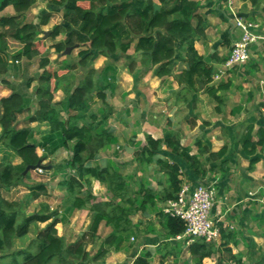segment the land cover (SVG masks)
<instances>
[{"label":"trees","instance_id":"trees-1","mask_svg":"<svg viewBox=\"0 0 264 264\" xmlns=\"http://www.w3.org/2000/svg\"><path fill=\"white\" fill-rule=\"evenodd\" d=\"M36 3L37 0H0L2 82H8L5 76L16 74L19 68L15 62L41 55L37 46L38 36L43 33L41 27L48 25L53 15L63 11L62 21L51 29L53 40L66 33L64 40L54 42L56 52L85 45L87 48L80 52L84 56L81 63H85L90 56L99 55L116 61L133 48L141 56L142 66L160 78L172 75L175 63L184 53L182 58L186 68L176 76V80L186 91L193 93L206 88L220 100L217 91L227 87V84L209 86L213 81L214 67L195 46L198 39L206 36L208 24L194 0H50V10L42 11L38 24L27 19L28 12ZM80 3H88L89 6L85 8ZM10 6L14 13H4ZM9 39L21 44V49L10 56ZM47 64L48 59L43 58L40 65L45 68ZM130 71L135 74V67L131 66ZM53 79H56L54 86ZM116 80L117 69L113 64H108L101 72L91 69L76 85L69 78V84L63 87L64 98L57 101L55 93L63 81L57 72L45 69L35 88L37 109L26 120L27 123L48 124L49 131L41 140L36 138L30 126H18L19 115L30 110L27 95L12 90L10 95L0 99V142L4 152L0 159V264H87L91 261L82 242L68 243L59 234L57 224L65 221L64 213L61 216L46 204H41L37 211L26 212L32 201L48 194L47 182L40 180L28 184L27 181L32 180L33 171L47 172L43 162L61 147L69 149L72 155L53 164L52 175L61 173L59 184L66 189V211L90 205L94 211L90 228L93 237L102 224L112 228L94 259L106 254L105 245L120 249L123 240L133 232L130 215L135 211L144 212L147 206H155L158 201L167 203L175 200L183 185L182 176L194 177L197 185L199 181L205 182L209 171L215 172L218 167L225 171V161L221 165L218 161L225 158L226 146L217 152L204 146L199 148L198 154H193L191 147L182 145L180 136L173 131H166L162 138L147 134L146 143L134 154L143 162L154 163L162 172L161 188L139 184L136 193L141 201L132 197L126 178L114 163L95 164L100 150L107 147L114 137L111 128H102L108 120V113H103L99 119L98 114L90 113L91 104L95 95L106 104V91L113 90ZM33 81L35 79H28L27 85L30 87ZM253 132L251 125L239 140L245 154L251 157V166L260 161L259 152L264 150V128L257 130V139H254ZM39 148L43 150L42 154H39ZM205 153L213 162L209 168L201 160ZM17 157L20 161L16 163ZM38 163L43 167L32 169ZM27 167L30 169L25 173ZM94 180L106 186L107 201L92 202ZM20 185H27L28 193L23 200H11L3 195V190ZM160 213L169 235L176 237L185 231L180 217L163 211ZM216 222L222 237L224 228ZM41 223L46 225L38 228L28 245L16 247L17 238L29 235L32 226ZM215 247L216 242L200 238L190 244L192 256L199 260V264L214 253ZM228 250L230 259L241 264V259L231 249ZM133 264H151V261L148 256H137Z\"/></svg>","mask_w":264,"mask_h":264},{"label":"crops","instance_id":"crops-1","mask_svg":"<svg viewBox=\"0 0 264 264\" xmlns=\"http://www.w3.org/2000/svg\"><path fill=\"white\" fill-rule=\"evenodd\" d=\"M194 1L199 4V11L205 14L208 24L206 36L198 39L195 46L199 54L214 67L213 81L209 86L217 87L219 85L214 79V75L218 72L217 75L220 77L225 75L227 71H233L236 67L239 68L238 73L234 76L231 75L232 77L226 81L228 83L225 89L217 91L216 95L220 98L218 101L221 102H219L220 106L218 104L213 112L209 109V103L213 102L214 97L206 88L192 93L186 91L177 81L176 83L173 82V79L176 80V76L186 68V63L182 58L183 53V56L175 63L172 75L168 76V78L172 77V83L170 82L167 87H164L168 92L162 95L165 96L162 99L169 103L170 108L169 110L166 108L165 111L169 117L168 121H172L173 125L178 123L182 111L185 122L189 121L191 115L194 114V117L191 118L193 119L192 122L195 123L197 120L198 123H195L194 127L184 126L183 129H177L174 126L163 127L164 115L158 116L156 113L152 118L146 117L144 119L145 125L154 124L153 129L148 130L146 127L144 129L147 134L153 136L157 134L159 138H162L166 131H173L182 136L184 134L196 136L198 150L195 152L193 146L183 144L181 141L182 145L192 147L193 154H198L199 148L204 146L215 152L224 146L227 147L225 158L218 161L219 165L225 161V171H220L219 167L215 172L209 171L204 182L214 187L213 217L222 224L225 232L221 240L216 242L214 253L205 257L200 264H216L218 262L236 264L235 260L230 259L228 249H231L238 259H241V264H264V150L259 152L260 161L251 166V157L245 154L239 141L249 126L252 125L254 128V139H257V130L260 127L264 128V0H232L231 6L228 0ZM13 11L11 6L5 10L6 14H13ZM235 14L257 24L258 27L254 32L258 37L251 44L250 58L245 64L236 65L233 70L221 73L225 60L230 56L233 44L240 39L243 33L235 22ZM45 30L43 29V31ZM240 71L243 72L240 73ZM126 74L125 71L124 73L121 71L118 78L122 85ZM133 75L135 83L146 87L148 84L159 85L161 81L166 82L165 80L168 79L163 77L161 80L153 75L152 70H148L142 65L135 68ZM10 77L12 78V75ZM150 77L151 80H148ZM234 77L243 80H237V78L233 80ZM63 86L64 84L61 83L56 91V93L62 94V96L55 95L57 101L64 98ZM152 91L155 97L154 91L156 89H152ZM8 95L10 94L6 93L0 99ZM142 104L144 105L143 102ZM158 105L154 104L148 111H156ZM35 125H39L41 130L38 131ZM29 126L35 133L40 132L41 136L49 131L47 123L34 122ZM158 126L160 132H158ZM114 128L117 130L116 127ZM121 130L123 128L117 130L112 142L100 150L95 164L103 165L111 161L115 164L116 169L123 167V176L131 188V196L139 200L140 195L136 193L139 184L160 189L163 175L157 167L155 168L154 163L141 162L138 160V156L134 154L135 151L140 150L139 146L145 144V139H140L139 134H137V138H134L135 132H132V135L123 136ZM126 147L132 148V151L127 152ZM63 151L68 154L66 158L72 155L69 149L62 148L52 158L58 157ZM201 160L205 162L208 168L212 166L213 162H210L207 153L201 156ZM133 166L134 168H131ZM51 167L49 168L52 169ZM58 173L56 172L55 175ZM182 177L183 184H189L191 189L195 186L194 177L187 178L185 175ZM57 184L59 186H55L54 191L65 196L66 189L62 188L59 183ZM103 187L99 181H93L95 195L101 189L104 190L105 187ZM100 193L105 197L104 192ZM98 198L100 199L99 202L105 201L102 200L103 197H97V200ZM164 205L165 203L158 201L155 206H147L144 212L140 210L131 214L133 232L129 233L123 240L120 249L108 250L104 256L88 264H133L137 256H148L151 264H199V260L192 256L190 250V244L193 240L187 237H174L167 233L162 224L163 217L160 213L163 211ZM50 207L51 210L56 209V207ZM93 214L89 207L77 210L74 218H77L78 222H74V225L79 226V223L84 221L86 216L92 218ZM99 236L97 234L92 237L94 241L90 240L85 245L83 244L84 249L86 246L87 250L91 247L100 249L104 239Z\"/></svg>","mask_w":264,"mask_h":264},{"label":"rangeland","instance_id":"rangeland-1","mask_svg":"<svg viewBox=\"0 0 264 264\" xmlns=\"http://www.w3.org/2000/svg\"><path fill=\"white\" fill-rule=\"evenodd\" d=\"M49 4H50V0H37L36 5L33 7V9H31L30 12H28V15H27L28 21H35L38 24L39 17L42 11L46 10L47 8L48 10H50ZM80 4L81 6L85 8L89 6L88 3H80ZM4 13H7V12L4 11ZM52 17L53 18L52 20H50V23L48 25L41 27L42 30L46 29L45 31L50 32L49 35L45 36L44 34L45 31H43V33L40 34L37 39V46L41 51V55L33 58L32 60L23 58L21 61L15 62V65H17L19 69L16 71L15 75H12L13 79L10 77L11 75L5 76V78L8 79V82H2L1 76H0V97L2 95H5L6 93L10 94L12 90H17V91L23 92L29 98L28 107L30 110L28 112H24L23 114L19 115L18 117L19 127L29 126L30 124H32V123H27L26 120L28 118L27 116L31 115L37 109V99H36V94H35V88L39 83L37 81L38 77L45 69H48L49 71H52V72H57L61 80L63 81L62 82V84H64L63 87H65L69 84L68 82L69 78L72 81L71 83L76 85L83 78L86 77L89 70L94 69L97 72H101L108 64H113L114 67L117 69V80L120 76L121 71H123V73L124 71L127 73L126 76L123 78V85L121 82L119 83L120 80L118 81L116 80L113 90L108 89L106 91V95H107L106 104L102 102V99L98 95H95L94 100L91 104L90 113L95 112L96 114H98L99 119L102 118L103 113H108V120L105 123V126H103L102 128H108V127L111 128L113 137L116 134L117 130L119 131L120 128L121 129L123 128V130H121L123 131V136L132 135V132H135L136 135L134 136V138H137V134H139L140 139H145V143H146L147 132H145L144 128L146 127L148 130L153 129L152 126L154 124L151 123V125L150 124L145 125L146 122L144 119H146V117L152 118L153 115L156 113L158 116L164 115L163 118L165 120L162 123L163 127L174 126L177 129H183L184 126L194 127L195 126L194 124L198 123L197 120L195 121V123L194 121L192 122L193 119L191 118L194 117V114L191 115L189 121L185 122L183 111L181 112L180 119L176 125L175 124L173 125L172 121H168L169 117H167V112L165 110L166 108L169 110L170 106L167 100L162 99L165 97L162 95L167 94L168 91L164 89V87H167L170 84V82L172 83V77L168 78L167 76L168 79L165 80L166 82L161 81L159 85H156V84L149 85L148 84L147 87L143 86L142 84H140L139 86L137 83H135V77L133 73L130 71V67L134 66L135 68H137L138 65H142V64H141V56L137 54L133 48L129 50L126 54L121 55L119 59L116 61L113 58H108V57L99 55L96 57L90 56L85 63H81V60H84V56H81L80 54L82 50L87 48V46L85 45L78 46L75 48H70V52L68 54L64 53V51L66 50L65 48H63L61 52H56L55 49L53 48L54 42L64 40L66 38V33L65 32L62 33L56 40H53L51 38V29L56 23L62 21L63 11L56 13ZM8 45H9L8 56L15 54L21 49V44L14 40L9 39ZM43 58L48 59V64L45 68H43L40 65ZM130 63L131 64L134 63V65H130ZM238 69L239 68L235 67L233 70L232 68L233 71H227L225 75L220 76V77H218L217 75L219 72L215 74L214 79L216 80L215 81L216 84H220V83L227 84L228 83L226 82L227 80H229L232 76L237 75ZM242 72L243 71H240V73ZM30 78L35 79V81H33L31 83V86L29 87L27 85V82H28V79ZM236 78L237 77H234L233 80ZM148 80H151V77ZM237 80H243V79L237 78ZM176 81L177 80L173 79L174 83H176ZM55 83H56V79H53L52 86H54ZM152 89H156V91H154L155 97L153 96ZM55 95L62 96V94H58V93H55ZM64 96H65V93H64ZM188 96L190 97V95ZM214 99H213V102L211 101L209 103V109L213 112L215 111V108L218 106L219 102H221V101H218L215 97ZM142 102L144 103V105L142 104ZM154 104H159L157 106L156 111H148V110H151V107ZM147 121L150 122V120H147ZM35 126L38 131L41 130V127L39 125H35ZM114 127H116L117 130H115ZM158 128H159L158 132H160V127L158 126ZM0 131H1V128H0ZM35 136L39 140H41L42 138L40 132H36ZM179 136L182 139L181 141L183 144H189L193 146L194 152L198 150L196 136H192L191 134L189 135L184 134L183 136L180 134ZM153 137L159 138L157 134ZM1 147H3V145H1V142H0V148ZM141 147L142 146H139V148ZM62 148L63 147H61L60 149ZM121 150L123 152V149ZM38 152L42 154L43 150L39 148ZM3 153L4 152L0 149V159L2 158ZM53 156L54 155L50 156L48 160L46 159L43 162L48 169L47 172L41 171V170L33 171L32 180L27 181L28 184H32L33 182L43 180L48 183V186L51 189L48 187L47 195L41 196L39 199L32 201L27 206L26 212H32V211H37L41 209V204L49 205V207L52 206V208L56 207L55 210L59 214H61V216L63 213L66 216V219L64 222H60L57 224V228H58L60 235H62L65 238L66 242H69V243L80 242V244L82 242L85 245L86 243H88V241L93 240L92 239L93 236H91V233H90V228L92 225L94 214L92 218L91 217L88 218L86 216L84 221H81L79 223V226L74 225V222L76 223L78 222V219L74 218V214L77 212L78 209L74 211H70V212L66 211V207L68 206V203L65 200L66 195L64 196L62 193H59V192L56 193L54 191L55 186H59L57 183H59V180L61 178V173L59 172L57 175H52L54 170L49 168L51 166H52L51 168H53V164L60 163L63 160L67 159L66 156H68V154L67 152L63 151L59 154L58 157L52 158ZM19 161L20 159L18 157L15 158L16 163ZM207 163H209V161H207ZM156 167L157 166H155V168ZM131 168H134V166ZM117 170L123 174V167L122 168L117 167ZM60 186L64 188L62 185ZM102 186H104L105 189L104 190L101 189L100 192H104L105 197L100 192H98L97 195L94 194L93 183H92V192L94 196V199L92 200V202H99L100 199L98 198L97 200V197H103L102 200H105V201L108 200L107 188L103 184ZM27 193H28L27 185H20L17 188H14L11 190H3V195L6 198L11 199V200L21 201L26 197ZM88 207L94 213V211L91 209V206L88 205L86 208ZM45 225H46L45 223L38 224V226L33 225L29 235L23 238L16 239V242H15L16 247L20 248V247H25L26 245H28L31 242V240L35 237L38 228L40 229L44 227ZM110 231H112L111 227H106L102 224L97 234L100 235L99 237L101 239H105L108 236ZM220 240H221V237L219 241ZM105 248H107V250L109 251L114 250V247H109L108 245H105ZM85 251H89V257L91 259L89 263L95 262L96 260L100 258L99 257L97 259H94V257L99 251L98 247H91L89 250H87V246H86Z\"/></svg>","mask_w":264,"mask_h":264},{"label":"built area","instance_id":"built-area-1","mask_svg":"<svg viewBox=\"0 0 264 264\" xmlns=\"http://www.w3.org/2000/svg\"><path fill=\"white\" fill-rule=\"evenodd\" d=\"M229 5L233 4L228 0ZM235 16V22L242 29V36L231 49L230 56L224 63L221 73L232 69L236 65L245 64L250 58L251 44L257 39L255 30L258 27L254 22ZM215 190L212 185L199 182L192 189L189 184H183L175 200H170L163 206V212L180 217L185 224V231L178 235L190 240L204 239L206 242H218L221 229L213 217Z\"/></svg>","mask_w":264,"mask_h":264},{"label":"water","instance_id":"water-1","mask_svg":"<svg viewBox=\"0 0 264 264\" xmlns=\"http://www.w3.org/2000/svg\"><path fill=\"white\" fill-rule=\"evenodd\" d=\"M49 33L50 32H48V31L44 32L45 36L49 35ZM69 52H70V47H67L66 50L64 51V53L68 54ZM126 151L127 152H131L132 148L126 147ZM41 167H43V165L41 163H38L37 166H33L32 169H36L37 170L38 168H41ZM29 169H30V167H27L26 170H25V173H27L29 171Z\"/></svg>","mask_w":264,"mask_h":264}]
</instances>
